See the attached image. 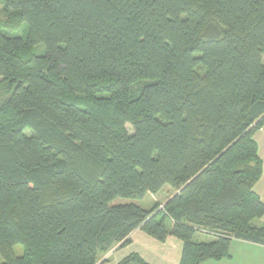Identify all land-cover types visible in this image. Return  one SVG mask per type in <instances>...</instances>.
<instances>
[{
    "label": "trees",
    "instance_id": "trees-1",
    "mask_svg": "<svg viewBox=\"0 0 264 264\" xmlns=\"http://www.w3.org/2000/svg\"><path fill=\"white\" fill-rule=\"evenodd\" d=\"M0 3V264H98L136 230L181 264L264 245V0Z\"/></svg>",
    "mask_w": 264,
    "mask_h": 264
},
{
    "label": "crops",
    "instance_id": "crops-1",
    "mask_svg": "<svg viewBox=\"0 0 264 264\" xmlns=\"http://www.w3.org/2000/svg\"><path fill=\"white\" fill-rule=\"evenodd\" d=\"M254 139L263 163L262 176L254 190L264 202V125L255 133ZM152 196L158 197V194ZM169 197L171 195L165 197L163 202L160 201L161 204H164ZM261 222H264V218ZM200 235L204 237L203 240L210 241L212 239V237ZM133 253L139 254L149 264H181L183 242L173 236H169L166 241L161 242L142 230H136L131 235V242L128 245L114 246L108 253L100 256L98 264H118ZM201 264H264V245L234 239L231 242L228 257L221 260H207Z\"/></svg>",
    "mask_w": 264,
    "mask_h": 264
},
{
    "label": "rangeland",
    "instance_id": "rangeland-1",
    "mask_svg": "<svg viewBox=\"0 0 264 264\" xmlns=\"http://www.w3.org/2000/svg\"><path fill=\"white\" fill-rule=\"evenodd\" d=\"M3 4L0 3V24H6L8 21V17L4 14L3 9H2ZM1 26V25H0ZM4 27V26H3ZM19 31V36L27 38V26L24 25L23 27H21V29L17 30ZM8 33H10L11 31H7ZM46 53V49L43 45L39 46L36 50H35V54L37 55H44ZM7 86H5L4 88L0 89V98L4 99L7 96ZM170 187L166 186L160 193H158V197H153L152 195H147L143 200H123L120 199L117 202L118 203H135L141 207H143L146 210H150L154 207L155 202H160V201H164L163 199L167 196H169L171 194L170 191ZM161 203V202H160ZM204 237H202L201 235H197L196 240L198 241H202ZM203 241H207L206 239H204ZM209 241V240H208ZM22 247L18 246L16 248V252L18 254H20L22 252Z\"/></svg>",
    "mask_w": 264,
    "mask_h": 264
}]
</instances>
